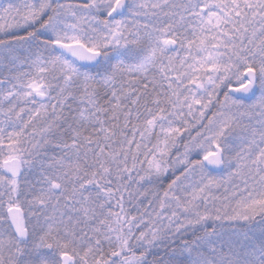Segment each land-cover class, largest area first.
Returning a JSON list of instances; mask_svg holds the SVG:
<instances>
[{
	"label": "snow or ice",
	"instance_id": "snow-or-ice-1",
	"mask_svg": "<svg viewBox=\"0 0 264 264\" xmlns=\"http://www.w3.org/2000/svg\"><path fill=\"white\" fill-rule=\"evenodd\" d=\"M0 264H264V0H0Z\"/></svg>",
	"mask_w": 264,
	"mask_h": 264
}]
</instances>
